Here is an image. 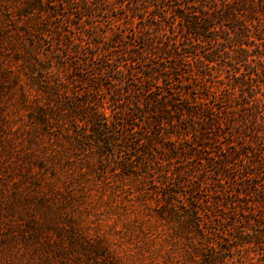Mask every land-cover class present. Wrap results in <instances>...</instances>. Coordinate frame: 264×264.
Returning <instances> with one entry per match:
<instances>
[{
    "label": "trees",
    "instance_id": "obj_1",
    "mask_svg": "<svg viewBox=\"0 0 264 264\" xmlns=\"http://www.w3.org/2000/svg\"><path fill=\"white\" fill-rule=\"evenodd\" d=\"M0 264H264V0H0Z\"/></svg>",
    "mask_w": 264,
    "mask_h": 264
},
{
    "label": "rangeland",
    "instance_id": "obj_2",
    "mask_svg": "<svg viewBox=\"0 0 264 264\" xmlns=\"http://www.w3.org/2000/svg\"><path fill=\"white\" fill-rule=\"evenodd\" d=\"M74 7H77V4L74 5ZM61 8V7H60ZM102 8H105V6H102ZM121 10H111L109 14H99V17H97V21L99 20L100 22H97L100 29L102 31H106V32H110L113 31L112 27H119L120 22L116 20V18L119 16V14L121 13ZM112 19L111 23L110 20ZM78 22L77 19H75V23ZM89 21H86V23ZM105 22H107V24L109 23L110 25L103 27L102 25L106 24Z\"/></svg>",
    "mask_w": 264,
    "mask_h": 264
}]
</instances>
